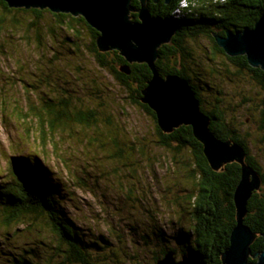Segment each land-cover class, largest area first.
I'll list each match as a JSON object with an SVG mask.
<instances>
[{"label": "rangeland", "instance_id": "obj_1", "mask_svg": "<svg viewBox=\"0 0 264 264\" xmlns=\"http://www.w3.org/2000/svg\"><path fill=\"white\" fill-rule=\"evenodd\" d=\"M183 5H187L186 1ZM14 17L22 28L10 29L13 27L10 19ZM45 17L51 20L49 15ZM7 19L0 28V185L8 172L10 157L21 153L36 156L50 174L65 217L85 240L101 236L107 240L106 250L117 252V264H155L154 257L162 249L176 252L180 261L182 255L188 254H183L186 246L175 239L176 235L190 230L193 224L187 199L186 172L192 157L188 150L175 155L158 148L155 124L139 108L129 104L124 89L84 51L72 53L43 33L38 39L34 37L35 41L41 43L46 37V45L52 49L45 47L42 52L27 42L34 36L27 31L33 20L30 15L15 13ZM79 30L85 44L86 28L79 25ZM198 44L206 53L208 43L200 39ZM211 65L215 70L207 85L211 92L218 90L217 77L222 73L228 72L230 80L237 78L239 86L249 79L248 74L235 70L223 57L212 59ZM67 97L76 102H72L75 105L72 112L93 108L101 118L112 120L122 142L123 158H111L114 148L111 140H106L105 127L96 134L71 124L63 132L49 135L48 130L47 138L42 137L41 125L30 112L44 110L49 103L57 105ZM26 112L29 118L23 121ZM109 133H113L111 128ZM96 136L102 139L92 142ZM131 146H135L134 152L129 149ZM33 232L28 227L0 230V264H10L8 258L24 255L23 251L34 245L41 247V241L45 245L54 243L46 232ZM161 232L165 241L157 237ZM89 252L102 253L97 249ZM39 255L50 256L45 252ZM107 258L106 262L97 264H112ZM57 262L56 259L54 264Z\"/></svg>", "mask_w": 264, "mask_h": 264}, {"label": "trees", "instance_id": "obj_2", "mask_svg": "<svg viewBox=\"0 0 264 264\" xmlns=\"http://www.w3.org/2000/svg\"><path fill=\"white\" fill-rule=\"evenodd\" d=\"M182 1L184 2V0H171L166 5L164 0H159L157 3L154 0H146V8L152 17H161L176 27V33L171 42L158 49L159 57L155 65L161 76H179L191 86L195 84L199 88L201 86L198 82L193 81L192 84L191 76L197 77L203 74V86L207 92L211 93V96L199 100L209 119L212 122L215 121V127H210L212 134L219 137V132H221L218 130V122L221 117L219 110L223 107H231L230 101H235L233 98L240 101L250 98L254 102L257 101V95L260 97V94L248 96L245 88L238 85L237 78L233 80L228 78V72L219 73L221 77L218 76L216 82L218 90L211 92L208 86L215 71L211 65V60L223 57L231 67L240 68V73L244 69L249 70L253 77L262 83L263 91L264 71L260 68L251 67L244 56L236 58L227 56L218 47L214 35L225 36L229 31L241 33L245 29H252L264 15V0H186L187 5L185 7L181 6ZM131 5L135 10L141 8L137 0H132ZM0 10V28L6 25L7 18L11 14H28L33 18L27 28L28 33H34L33 38L27 41L31 43V46L38 47L42 52L45 51V47L51 50V45H46L48 42L46 37H43L42 40L45 41H41V43L38 40V43L35 41L44 33L55 44L65 45L72 53L79 50L84 51L99 68L106 70L114 81L124 89L129 104L134 108H139L155 124L158 148L167 150L170 154L179 155L191 147L190 145L194 140L192 128L181 126L171 133L162 132L157 125L156 114L142 102V91L152 79V73L148 66L145 64H128L115 51L101 53L96 43L99 34L82 17L74 18L66 14H53L48 10L10 9L2 0H0ZM46 15H49L51 20H45ZM136 16L134 13L131 14V17H134L132 20L135 22L138 21ZM9 24L13 25L10 29L14 30L18 26L23 27L15 17L10 19ZM79 25L86 28L85 44H82V38H80ZM200 39L207 42L209 47L205 48L207 51L205 58L199 59L198 62L193 58L195 57L194 54H197L196 50L204 53V47L198 44ZM195 45L197 46L194 47ZM124 65H129L130 75L120 72V68ZM48 81L45 79V82L48 83ZM223 85L226 87V91L222 87ZM247 90L251 89L248 88ZM72 102L75 100L72 101V98L67 97L57 105L46 104L44 110L32 109L30 115L40 123L42 137L46 136L45 132L48 130L49 135H55L57 131L63 132L71 124H76L83 129L87 128L93 133L105 127L107 130L106 140H111V145L114 148V153L112 157L110 154V157L112 159L123 158L122 142L119 141L116 126L112 120L101 118L99 111L93 108L78 109L72 112L71 109L75 107ZM256 106L258 107V104ZM23 117V121H26V118H29V113L26 112ZM109 128L113 130L112 135L109 133ZM99 138L102 139V137L97 138L96 136L91 140L98 142ZM37 141L40 142V139ZM234 141L241 146L238 139H234ZM46 142L49 143V140L47 139ZM134 148L135 146L129 147L131 152H134ZM140 153H144V148L140 150ZM194 155L196 168L187 165L188 170L186 172L188 186L195 183L197 178L200 181L196 193L197 198L193 199V191L187 193L193 224L190 230L178 233L175 239L182 241V246H186L184 247L186 253L183 254L194 256L200 264H222V255L229 247L230 236L236 225V209L234 203H231L230 207H219L220 194H223V191L228 192L230 184L232 188L233 184L237 183L238 176L234 178V175L239 174V167L233 163L219 171H214L200 146ZM171 163H174V160H171ZM254 165H256L255 162ZM46 170L47 168L40 164L36 156L32 157L25 153L10 157L8 161V172L4 178L7 180H3L0 185V230H10V228L19 230L20 227H28L35 234L36 232L38 234L46 232L54 241L53 244L50 243L49 245H45L41 241L39 244L41 247L34 245L30 250L23 251L25 252L24 255L8 258L10 264H54L56 259L58 260L57 264H97L106 262L107 256L112 264H117L115 260L117 252L114 254V252L106 250L109 244L107 240L101 236L88 240L90 242L88 243L83 235L77 231L72 221L65 217L58 201V192L53 189L54 185L50 174ZM223 170L229 174H226L227 176L222 175ZM204 202L216 207H201L200 204ZM244 224L256 235V240L251 246L249 259L250 264H256L257 260L253 259L252 256L264 251L262 239V234H264V203L257 202L254 207H248ZM157 237L160 241L166 240L163 232ZM116 240L120 243V237H117ZM98 242H101L100 244L103 246L101 247ZM90 249H97L98 252L102 251V253L98 255L94 252L90 253ZM169 251L171 250L162 249L160 255H155L154 263L156 264ZM42 252L50 256L40 257L39 254Z\"/></svg>", "mask_w": 264, "mask_h": 264}, {"label": "water", "instance_id": "obj_3", "mask_svg": "<svg viewBox=\"0 0 264 264\" xmlns=\"http://www.w3.org/2000/svg\"><path fill=\"white\" fill-rule=\"evenodd\" d=\"M10 9L48 10L53 14L82 17L99 36L96 40L101 53L118 52L128 64H145L152 79L142 91V102L156 114L159 129L171 133L181 126L191 127L194 138L203 146V153L214 171L231 163L241 165V178L234 192L236 225L230 236L229 247L222 255V264H250L251 246L256 235L244 224L248 203L253 192L260 189L259 176L244 162V152L236 144L218 140L210 130V119L200 109V104L189 83L179 76H161L156 68L158 49L169 44L176 27L161 17H152L146 0H137L141 8H132V0H2ZM159 0H154L157 3ZM171 0H164L167 5ZM136 13L138 21L132 20ZM223 52L236 58L244 56L253 68L264 71V15L252 29L241 33L227 32L215 36ZM120 72L130 75L129 65ZM264 244V234H262ZM256 264H264V251L252 256ZM156 264H200L191 255L177 260L176 252L169 251Z\"/></svg>", "mask_w": 264, "mask_h": 264}, {"label": "flooded vegetation", "instance_id": "obj_4", "mask_svg": "<svg viewBox=\"0 0 264 264\" xmlns=\"http://www.w3.org/2000/svg\"><path fill=\"white\" fill-rule=\"evenodd\" d=\"M136 14V13H134ZM137 15V14H136ZM135 16V15H134ZM138 16V15H137ZM136 16V17H137ZM134 19V17H132ZM199 54V55H198ZM195 57L193 60H197L198 62L200 61L199 59L205 58V53H202L199 51V53L194 54ZM198 55V56H197ZM208 58V57H207ZM202 65L204 63L201 62ZM235 70L238 72L240 71V68L233 67ZM243 73L248 74L249 79L246 78L242 81L241 85L245 88L246 92L248 93V96H251L252 94H260V97L257 95V101H252L250 98L247 99H242L235 101H230L231 107L228 106V108H221L219 111L221 112V117L219 118L218 122V130L221 131L219 132V137H215L222 141V142H229L230 144H236L238 145L235 140H239L241 142V148L244 152V162L245 164L251 168L260 178V189L258 191L253 192L251 199L249 200L248 207H254L257 205V202H262L264 203V91L263 88L261 87L262 83L257 80L256 78L253 77L251 72L247 69L243 70ZM203 74L198 75L197 77H192V84L193 81H196L200 84V88L195 86H191L196 99L198 100L200 104V109L201 112L207 116V114L204 112L203 108L201 107V102L199 99H202L203 97H207V93L205 90V86H203ZM243 78V76H242ZM240 79V78H238ZM194 87V89H193ZM196 87V88H195ZM252 92L250 93L251 90ZM259 90V92H258ZM261 90V91H260ZM258 104V107L256 106ZM222 105H224L222 103ZM208 117V116H207ZM209 118V117H208ZM214 126L215 127V121L210 120V127ZM188 128H191L188 126ZM194 137V136H193ZM191 147L188 149L189 154L192 156L190 161H191V166L193 168H196L194 159H195V153L196 149L200 146V149L203 146L194 138L192 141V144L190 145ZM257 146H259L257 149ZM195 147V148H192ZM256 165H254V162ZM233 164V163H231ZM237 164L239 167V171L242 169L241 165L238 163ZM230 165V164H227ZM225 165V166H227ZM223 166V167H225ZM222 167V168H223ZM192 168V167H191ZM239 174H235L234 178L238 176V181L237 183L233 184L231 188L230 184V190L228 192L223 191V194H220V203L219 207H230L231 203H234V192L236 189V186L238 185L240 178H241V172H238ZM229 174L223 170L222 175ZM227 176V175H226ZM233 178V176H232ZM233 178V180H234ZM200 181L197 178L195 183L190 184L188 193H192L193 199L197 198L198 196L196 193L198 192ZM197 201V200H196ZM201 207H216L215 205L211 206V204L207 203H201Z\"/></svg>", "mask_w": 264, "mask_h": 264}, {"label": "bare ground", "instance_id": "obj_5", "mask_svg": "<svg viewBox=\"0 0 264 264\" xmlns=\"http://www.w3.org/2000/svg\"><path fill=\"white\" fill-rule=\"evenodd\" d=\"M184 1H186V0H184ZM181 6H182V7H185V5H183V4H182Z\"/></svg>", "mask_w": 264, "mask_h": 264}, {"label": "clouds", "instance_id": "obj_6", "mask_svg": "<svg viewBox=\"0 0 264 264\" xmlns=\"http://www.w3.org/2000/svg\"><path fill=\"white\" fill-rule=\"evenodd\" d=\"M181 2V1H180ZM174 19V18H173ZM178 20H180V19H178Z\"/></svg>", "mask_w": 264, "mask_h": 264}]
</instances>
